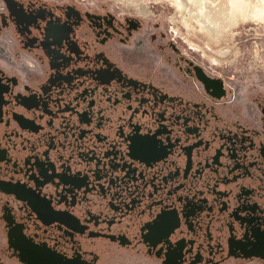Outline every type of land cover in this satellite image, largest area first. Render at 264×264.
<instances>
[{
	"label": "flooded vegetation",
	"instance_id": "flooded-vegetation-1",
	"mask_svg": "<svg viewBox=\"0 0 264 264\" xmlns=\"http://www.w3.org/2000/svg\"><path fill=\"white\" fill-rule=\"evenodd\" d=\"M189 53L161 20L0 0V264H264L262 87Z\"/></svg>",
	"mask_w": 264,
	"mask_h": 264
},
{
	"label": "rangeland",
	"instance_id": "rangeland-1",
	"mask_svg": "<svg viewBox=\"0 0 264 264\" xmlns=\"http://www.w3.org/2000/svg\"><path fill=\"white\" fill-rule=\"evenodd\" d=\"M66 1L103 5L117 14L157 19L165 24L167 16L173 15L189 30V42L194 47L189 54L208 72L228 83L238 80L240 84L261 85L259 90L264 95V21L250 18L248 12L250 6L260 7L263 0H232L240 3L241 11L237 7L229 10L230 0H185L181 7L178 0Z\"/></svg>",
	"mask_w": 264,
	"mask_h": 264
},
{
	"label": "built area",
	"instance_id": "built-area-1",
	"mask_svg": "<svg viewBox=\"0 0 264 264\" xmlns=\"http://www.w3.org/2000/svg\"><path fill=\"white\" fill-rule=\"evenodd\" d=\"M166 23L169 35L173 40L182 41L189 51L194 50V47L189 42V30L184 27L181 22H179L173 15H168Z\"/></svg>",
	"mask_w": 264,
	"mask_h": 264
},
{
	"label": "bare ground",
	"instance_id": "bare-ground-1",
	"mask_svg": "<svg viewBox=\"0 0 264 264\" xmlns=\"http://www.w3.org/2000/svg\"><path fill=\"white\" fill-rule=\"evenodd\" d=\"M188 1H191V0H188ZM261 1V0H260ZM264 1V0H263ZM182 2H184L185 4H186V2H185V0H178L177 1V5L179 6V7H181L182 6ZM241 2V1H240ZM189 4V3H188ZM208 4V3H207ZM240 3H237V2H233L232 0H230V2L228 3V6H229V10H234L235 11V9H236V7H237V9H240V5H239ZM246 4V3H245ZM242 5H243V3H242ZM247 5V4H246ZM256 6V5H255ZM250 8V11H248V12H250L249 14V16H250V18H252V19H259V20H263L264 21V2L260 5V7H258V8H254V6H250L249 7ZM245 9H247V7L245 8ZM242 9H240V11H241ZM244 10V9H243ZM228 11V10H227ZM238 11V10H237ZM229 12V11H228ZM243 12V11H242ZM231 14H232V12H231ZM237 14V13H236ZM243 14V16H244V13H242ZM246 16H248V14L247 15H245V18H246ZM248 16V17H249ZM246 20V19H245ZM211 27L209 26L208 27V29H210Z\"/></svg>",
	"mask_w": 264,
	"mask_h": 264
},
{
	"label": "water",
	"instance_id": "water-1",
	"mask_svg": "<svg viewBox=\"0 0 264 264\" xmlns=\"http://www.w3.org/2000/svg\"><path fill=\"white\" fill-rule=\"evenodd\" d=\"M202 81H203L205 84H207V83L209 82V79L204 78V79H202ZM207 81H208V82H207ZM215 82H218V80H215ZM218 83H220V82H218Z\"/></svg>",
	"mask_w": 264,
	"mask_h": 264
}]
</instances>
